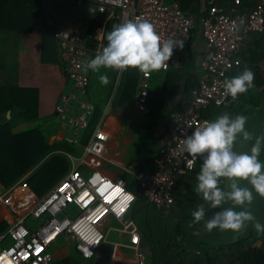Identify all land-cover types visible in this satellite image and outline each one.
I'll return each mask as SVG.
<instances>
[{
  "label": "built area",
  "instance_id": "2783aa9c",
  "mask_svg": "<svg viewBox=\"0 0 264 264\" xmlns=\"http://www.w3.org/2000/svg\"><path fill=\"white\" fill-rule=\"evenodd\" d=\"M91 2L103 15V24L117 17L118 40L123 50L117 61L119 76L135 45L157 49L153 67L167 71L178 66L179 54L188 46L194 17L180 9L176 0H73ZM206 15L200 19L204 46L199 60L195 86L189 88L187 106L171 114V142L153 158L151 169L130 164L125 171L133 177L136 192L127 189L122 178L112 179L100 170L107 136L95 128L82 145L94 111L87 97L88 72L92 55L103 50V32L94 30V49L85 45L82 30H58V55L63 63L69 86L54 105L57 121L68 131L67 143L76 147L77 158L67 155L68 173L42 197L20 181L7 191L0 190V226L10 244L0 249V264H58L53 259L52 245L61 237L70 236L73 248L83 259L94 256L107 239V232L117 224V231L127 242L112 243V260L117 263L146 264L140 231L129 210L135 198L142 195L158 210L167 211L174 204V187L182 174L191 172L198 157L196 137L210 127L201 117L209 106L235 103L236 97L226 81L229 72L240 65L237 55L244 43L264 33V0H257L250 9L233 0L230 12L206 0ZM150 72L140 74L134 105L142 113L147 106ZM106 229V230H105ZM131 249L133 259L118 257L116 249Z\"/></svg>",
  "mask_w": 264,
  "mask_h": 264
},
{
  "label": "trees",
  "instance_id": "16d2710c",
  "mask_svg": "<svg viewBox=\"0 0 264 264\" xmlns=\"http://www.w3.org/2000/svg\"><path fill=\"white\" fill-rule=\"evenodd\" d=\"M176 1L184 12L191 3V0ZM232 2L233 0H218V4L226 12H230ZM241 5L244 7L242 0ZM205 15L206 12L202 17ZM36 18L41 20L42 43L58 50L55 45L58 30L55 24L47 23L40 0H0V45L3 47L10 39L30 33L32 21ZM101 25V18L88 22L84 40L89 49L95 48L94 29ZM104 27L108 31V38L103 43L102 53L92 55L88 72L86 91L94 111L83 135L82 145L87 143L102 116L116 77L115 58L123 50L118 40L117 17L110 18ZM199 27L200 19H194L191 35ZM251 46L250 43L243 44L241 49L245 48L244 53H237L241 59L240 65L234 67L226 77L232 92L243 89L244 93L236 95L235 103L229 106H209L201 112V117L211 125L197 135L195 148L198 157L195 166L191 172L182 174L175 185L173 206L167 211L158 210L144 196L139 195L130 207L129 215L138 226L142 241L149 249L146 264H204L200 256L187 254L183 248L188 229L212 224L217 211L216 205L222 196V180L212 176L218 154L212 155L203 145L208 134L222 138L232 128L228 116L249 112V107L256 105L264 95V81L260 82L262 77L258 74L259 68L256 65L263 53L257 50L251 54ZM141 53L145 58L147 48L135 46L130 57L135 60ZM190 63L193 72L192 76L187 77V93L197 83L194 73L198 68L196 69L193 62ZM3 69L0 65V190L7 191L31 172L44 181L43 187L49 191L70 170L67 155L78 156L79 150L65 140L50 143L48 135L40 126L13 132V127L19 123L39 122L37 91L10 85L1 76ZM252 77L259 80L257 85L262 89L252 87V82H249ZM127 189L135 193V183L128 184ZM4 229L5 226L0 227V231ZM256 243L260 244L255 245ZM198 248L205 253L208 264H264V223L252 226L236 244L221 247L201 244ZM63 264L79 263L75 259L67 258Z\"/></svg>",
  "mask_w": 264,
  "mask_h": 264
},
{
  "label": "crops",
  "instance_id": "0c3cea01",
  "mask_svg": "<svg viewBox=\"0 0 264 264\" xmlns=\"http://www.w3.org/2000/svg\"><path fill=\"white\" fill-rule=\"evenodd\" d=\"M256 1L257 0H242V2H244V8L247 10L252 8ZM205 2L206 0H191L185 12L191 14L194 19H201L206 12ZM217 5L220 6L218 0ZM77 19L80 21L83 20L79 16H75L67 22L62 23L66 26L64 30H81L78 28L80 22L76 21ZM101 19L102 25L95 29L102 30L103 39L105 41L106 38H108V31L103 24V15ZM46 21L50 25L55 24L47 14ZM41 28V20L36 18L32 21V31L30 33L20 35L13 40L10 39L3 47L0 45V65L4 67L1 72L3 79L10 85L32 88L37 91L39 122L19 123L13 127V132H21L37 124L44 129L49 137L50 143L58 140H65L67 142L69 133L63 125L56 120L54 105L59 95L69 86V81L66 76L64 65L59 59L58 50H53L51 45H44L42 43ZM194 30L187 50L179 54L178 66L170 68L167 71H160L153 67V62L157 53L155 47L144 46L147 48V56L144 58L142 53L138 54L137 58L139 60L137 58L132 60L130 56L134 47L141 45L130 47L128 53L129 62H127L125 57H121L120 60L126 65L119 76L116 71V77L112 84L109 98L96 126V128H100L107 136L100 166V170L106 176L112 179L122 178L127 185L133 183L131 175L125 171V168L130 164H137L145 171L151 169L153 158L161 149L171 142L169 135L171 114L174 111L184 109L189 100V95L187 93L189 80L187 77L192 76L193 72L190 62H193L196 69L198 68V71L194 73L195 80H197L199 74V60L202 57L204 41L200 27ZM256 42H258V44H256ZM247 43L252 45L251 54L255 53L257 50L263 53V57L256 64L259 68L258 74L262 77L260 82H262L264 81V34L254 37L252 41ZM55 45L57 46L56 37ZM244 51L245 48L240 49L239 53H244ZM247 56L248 54L246 53V57ZM188 57L190 58L189 60ZM57 61L61 65H59ZM145 70L150 72L147 100L149 112L147 114H142L136 109L134 102L138 90L140 74ZM258 81L252 77L249 82H252L253 88L262 89L261 86L257 85ZM236 91V93L235 91L232 92L235 97H237L236 95L244 93L243 89H238ZM237 116H228V120L231 121L232 124L230 130L237 127ZM229 131L225 132L222 138L208 134L206 137L207 141L203 145V148L209 151V146L214 144L217 151L218 144L223 141ZM78 156H75V158ZM217 163L218 159L216 160L215 167ZM29 174H31V172ZM26 176L20 179L19 182L24 181ZM116 229L117 226H114L107 232L106 241L101 244L94 256L89 259H83L75 253L72 237H61L51 247L53 259L58 264H63L67 258L75 259L79 264H130L117 263L112 260V252L110 253L109 250L105 248V246L112 248V243L120 240L125 241L127 239L126 236L121 235ZM5 231L6 227L3 231H0V236L3 235ZM110 234L112 235L111 239L109 238ZM9 244L10 239L8 237L0 239V249ZM141 246L144 249L143 241ZM128 253H130V255ZM115 254L118 257L133 259L131 249L124 247L116 249Z\"/></svg>",
  "mask_w": 264,
  "mask_h": 264
},
{
  "label": "water",
  "instance_id": "95a60500",
  "mask_svg": "<svg viewBox=\"0 0 264 264\" xmlns=\"http://www.w3.org/2000/svg\"><path fill=\"white\" fill-rule=\"evenodd\" d=\"M40 1L55 24L84 12H96L91 2L59 5L54 0ZM236 123L237 127L217 146L218 163L212 176L222 180V196L216 205L215 219L209 226L188 229L184 238L186 253L200 256L204 264H208L207 258L198 245H233L252 226L264 223V95L249 107V112L239 114ZM105 248L112 252V248Z\"/></svg>",
  "mask_w": 264,
  "mask_h": 264
},
{
  "label": "rangeland",
  "instance_id": "374dc122",
  "mask_svg": "<svg viewBox=\"0 0 264 264\" xmlns=\"http://www.w3.org/2000/svg\"><path fill=\"white\" fill-rule=\"evenodd\" d=\"M54 1L59 5H68V4L74 3L73 0H54ZM79 17L83 20H81V21L78 19L76 20V21L80 22L78 28L85 31L87 24H88V21L101 18L102 15L98 14L97 12H95V13L84 12V13L80 14ZM55 27L57 30H60V29H64L66 26H64L63 24H56ZM36 126H40V125L36 124ZM209 151L211 152V154H214V155L217 154V151L215 149L214 144L209 146ZM132 181H133V177H132ZM43 182H44L43 180L36 177L32 173L27 175L26 178L24 179V183L27 185V187L31 191L35 192L38 195V197H42L45 193H47V191L43 187ZM114 226H117V225L115 223H112V224L108 225L107 227H114ZM111 237H112V235L110 234L109 238L111 239ZM125 242H127V239L125 240ZM141 244H142V241H141ZM258 244H260V243H256L255 245H258ZM145 246H146V244L144 243V249H143V247H142V249H143V253L145 256V263H146V258L149 254V249L147 248V246L146 247ZM128 254L130 255V253H128Z\"/></svg>",
  "mask_w": 264,
  "mask_h": 264
}]
</instances>
